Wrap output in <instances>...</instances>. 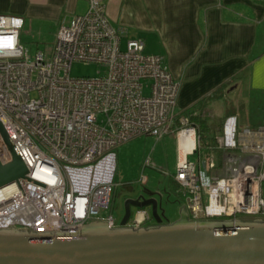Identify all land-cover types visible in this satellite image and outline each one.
Wrapping results in <instances>:
<instances>
[{
    "label": "built area",
    "instance_id": "built-area-1",
    "mask_svg": "<svg viewBox=\"0 0 264 264\" xmlns=\"http://www.w3.org/2000/svg\"><path fill=\"white\" fill-rule=\"evenodd\" d=\"M23 24L20 14L0 13V120L28 167L0 186V229L75 238L92 222L121 226L112 201L116 148L143 134H176L171 176L192 219L264 218V124L226 117L211 147L232 164L207 182L190 157L202 146L200 124L177 110L180 80L143 37H124L105 0H88L85 12L63 20L54 46L34 56L20 41ZM74 61L99 64V74L72 75ZM0 158L11 160L1 131ZM204 165L217 166L214 151ZM154 221L150 206H136L125 225Z\"/></svg>",
    "mask_w": 264,
    "mask_h": 264
},
{
    "label": "crops",
    "instance_id": "crops-1",
    "mask_svg": "<svg viewBox=\"0 0 264 264\" xmlns=\"http://www.w3.org/2000/svg\"><path fill=\"white\" fill-rule=\"evenodd\" d=\"M105 1L108 16L124 37H143L146 51L162 54L180 80V115L199 124L195 116L206 117L210 135L230 115L237 116L240 126L264 124V0ZM87 8L88 0H0V13L22 15L23 27L41 40L48 35L56 40L63 20L69 22ZM210 144L206 146L214 151L217 166L200 169L205 180L206 174L226 173L232 164L224 159V149L212 150L215 141ZM113 204L118 207V196ZM182 207L174 219L164 217L165 209L159 211L165 222L185 213L191 218Z\"/></svg>",
    "mask_w": 264,
    "mask_h": 264
},
{
    "label": "water",
    "instance_id": "water-1",
    "mask_svg": "<svg viewBox=\"0 0 264 264\" xmlns=\"http://www.w3.org/2000/svg\"><path fill=\"white\" fill-rule=\"evenodd\" d=\"M11 160L0 158V186L28 167L0 120ZM126 187V186H125ZM118 194L121 226L86 225L75 238L24 228L0 229V264H264V218L192 219L165 222L161 193L130 184ZM150 206L155 222L125 225L132 208Z\"/></svg>",
    "mask_w": 264,
    "mask_h": 264
},
{
    "label": "rangeland",
    "instance_id": "rangeland-1",
    "mask_svg": "<svg viewBox=\"0 0 264 264\" xmlns=\"http://www.w3.org/2000/svg\"><path fill=\"white\" fill-rule=\"evenodd\" d=\"M20 36L21 42L32 56L39 49L50 50L56 41L53 36L49 35L43 40L35 38L27 25L21 29ZM100 69L101 66L93 62L74 61L70 72L75 76H94L99 74ZM210 154L211 152L207 146L202 144L200 150L190 157L197 162H201V169L204 172V162L209 160ZM177 156L178 143L175 133H169L160 138L151 134H143L119 145L116 148L117 165L112 201L114 202L117 199L118 193L124 189V184L132 181L136 182L142 176H145V182L139 187L162 193L161 209H165L164 217L174 219L180 215L182 205L185 204L186 195L175 185L174 179L172 180L170 176L175 171ZM147 159H149L148 162ZM206 176L208 182L211 176L207 174Z\"/></svg>",
    "mask_w": 264,
    "mask_h": 264
},
{
    "label": "trees",
    "instance_id": "trees-1",
    "mask_svg": "<svg viewBox=\"0 0 264 264\" xmlns=\"http://www.w3.org/2000/svg\"><path fill=\"white\" fill-rule=\"evenodd\" d=\"M197 120L200 121V131L202 136V144L206 145H212L211 142L215 141V134L210 135L209 134V123L206 117H198L195 116ZM176 185V184H175Z\"/></svg>",
    "mask_w": 264,
    "mask_h": 264
}]
</instances>
